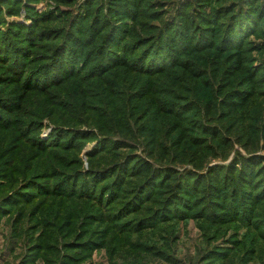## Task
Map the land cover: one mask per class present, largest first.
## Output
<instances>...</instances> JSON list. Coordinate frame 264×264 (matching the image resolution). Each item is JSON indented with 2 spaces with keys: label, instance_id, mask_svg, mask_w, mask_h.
<instances>
[{
  "label": "rangeland",
  "instance_id": "obj_1",
  "mask_svg": "<svg viewBox=\"0 0 264 264\" xmlns=\"http://www.w3.org/2000/svg\"><path fill=\"white\" fill-rule=\"evenodd\" d=\"M263 8L0 0V264H264Z\"/></svg>",
  "mask_w": 264,
  "mask_h": 264
},
{
  "label": "trees",
  "instance_id": "obj_2",
  "mask_svg": "<svg viewBox=\"0 0 264 264\" xmlns=\"http://www.w3.org/2000/svg\"><path fill=\"white\" fill-rule=\"evenodd\" d=\"M202 1H208V0H202ZM236 13V12H235ZM263 14H264V8H263ZM180 28H181V30H180V33H181V31H183V35L185 36V38H187V36H186V34L188 35L191 31H192V29H193V26L189 23V21H187V19H182V22L180 23ZM73 37V35H71V32H66V38L70 41V46H74V45H76V43L77 42H75V38H72ZM167 39H170V37H168ZM175 43V41H172V43H170V49H174L173 48V44ZM189 42V41H188ZM0 44L1 45H3V44H5V45H7L8 46V41H7V39H5L4 40V36H2L1 34H0ZM106 45L107 46H110V45H112V41H107L106 42ZM153 45V44H152ZM2 51V50H1ZM64 51H65V49H64ZM64 51H62L61 50V48L60 47H58V48H56V49H54L53 50V52H52V54H54L55 52L57 53V57H59V59H60V61H56L57 60V58H53L54 59V62H64V60H65V58H63V52ZM158 51V50H157ZM3 52V51H2ZM111 55H113V53L111 52V51H109L107 54H106V59H105V64H108V63H110V62H113L114 64H115V62L118 60V64H120V65H127V63L124 61V60H122V58L121 57H118V59H117V57H113V56H111ZM23 59V58H22ZM108 60V61H107ZM251 161H253L252 159H248L247 160V163H250ZM144 163H146V162H144ZM253 163H254V161H253ZM140 169H142L143 171H145V172H148L149 171V166H147L146 164H141V166L139 167ZM243 176V175H242ZM219 187V186H218ZM215 194V196L216 197H220L219 196V193H214ZM241 197V196H240ZM244 199V198H243ZM245 200V199H244Z\"/></svg>",
  "mask_w": 264,
  "mask_h": 264
}]
</instances>
